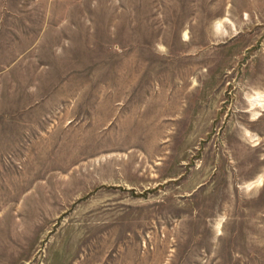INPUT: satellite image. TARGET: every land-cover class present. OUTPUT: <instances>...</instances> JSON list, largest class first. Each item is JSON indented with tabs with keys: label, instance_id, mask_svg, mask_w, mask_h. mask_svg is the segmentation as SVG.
Listing matches in <instances>:
<instances>
[{
	"label": "rangeland",
	"instance_id": "1",
	"mask_svg": "<svg viewBox=\"0 0 264 264\" xmlns=\"http://www.w3.org/2000/svg\"><path fill=\"white\" fill-rule=\"evenodd\" d=\"M0 264H264V0H0Z\"/></svg>",
	"mask_w": 264,
	"mask_h": 264
}]
</instances>
